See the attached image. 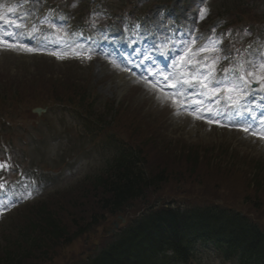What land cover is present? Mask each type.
<instances>
[{
    "label": "rangeland",
    "instance_id": "obj_1",
    "mask_svg": "<svg viewBox=\"0 0 264 264\" xmlns=\"http://www.w3.org/2000/svg\"><path fill=\"white\" fill-rule=\"evenodd\" d=\"M14 1L0 0V21H12L11 32L0 37V88L5 86L9 90V94H12L15 93V90L16 92L23 90L25 86L31 87L33 85L35 87L39 84L40 88L43 89L41 92H44V89L47 91L54 89L55 93L59 95V91L63 92L70 89L68 82L74 83V85L79 84L84 86L87 94L95 99L92 106L93 112L102 113L104 111L103 106H105L106 108L109 107L110 111L107 118L109 115H114L115 111H124L132 116H140L141 119L148 121L149 125L155 129L156 137L162 140L180 141V146L172 153H177L183 144L200 146L218 152L216 158L215 153L210 152L212 154L210 165L201 164L197 175L186 177L183 185V179H180L178 173L172 175L168 185L163 188V194L165 195L158 194V196L162 198L177 197L179 199L177 201L185 199L187 202L195 201L196 203H199L200 200L208 201L205 200L207 198L214 199L217 202L224 201L235 210L242 213L246 212L250 215L248 217L259 222V226L264 230V199L260 198L258 202L260 207L253 206L251 202L248 203V198H246L252 197L251 199L257 201L252 195L254 194L253 191H243L238 186L240 184L226 189V185L221 181L224 176L223 171L218 168L211 171V168L219 160H221L222 165L233 163L232 165H236L234 175L228 180L246 182L245 175L249 174V168L254 166L251 165V160L260 161L261 167L264 169V129L244 131V125L238 120L237 123L231 121L218 123L217 120H209L206 117L194 119L183 112L180 114L178 109L166 99L158 101L157 106L153 102L154 94L147 96L145 90L140 88L142 87L141 84H137L140 90L129 91L127 86L131 83V79L116 72L111 67L116 68V66L109 57L103 60L98 57H76V54L72 55L64 52L53 54L47 51L28 50L27 47L22 48L20 45L23 38L22 30H27L30 36L34 37V41L43 45L75 43V35L71 34L70 36L65 33L62 25H59L58 22L63 21L68 26L72 25L73 22L79 23L80 17L86 16L92 8H95V4L84 3L81 0H26L21 5H15ZM171 1L172 4L175 2L174 0ZM107 2L108 0H104L101 4V0H98V4L106 9L107 5L105 3ZM182 3L185 4L186 9L191 5L192 17L198 23L196 27L200 31H196L193 33L194 35L204 33L201 31L200 23L207 18V21H209L219 16L222 23L229 22L235 28H238V24L245 21L235 22L234 18L238 20L242 18L237 17L236 14L230 16V13L238 8L239 2L237 0H186L185 2L180 1L179 6H182ZM121 4H124V0H109L111 9H116ZM224 6L228 10L223 21L221 9ZM255 6L261 7L262 4L256 3ZM251 10L255 18L264 21L262 12L254 7H251ZM104 12L105 9L101 11V13ZM208 13H210L209 17L207 16ZM17 14L24 18L20 23L16 21ZM100 16L102 14H98L96 19H100ZM94 22H97V20H94ZM212 23L215 24V22ZM241 25L245 26L244 23ZM205 27L208 29L207 25ZM259 31L262 32L260 38L253 39L244 32L231 33L228 38L233 41L231 57L242 77L248 84L256 82L261 87L264 81V23ZM204 36L208 37V34L204 33ZM190 42H192V39L185 43V47ZM199 51L205 53L206 64L212 65L213 60L208 61L214 53L212 41L203 43ZM218 62L219 60L216 64ZM219 64H222V62ZM122 80H126V82ZM22 87L24 88L21 89ZM130 87L131 89L136 88ZM201 104H198V107ZM209 105L217 109L219 103L210 102ZM97 113H95L96 116L100 118L101 116ZM236 115L237 111H235V117ZM13 125L16 129L17 139L15 145L18 149L21 148L30 160L37 162L41 160L44 166L53 169L52 173L56 177L46 184V189L49 187L55 188L54 191L67 189L72 186V176H80L101 167L104 162L102 158L109 156L108 154L96 155L89 146L90 139L88 137L81 138L75 135V132L73 133V121L70 122L65 119L58 122L56 117L49 113L40 117L28 113L16 120ZM23 125L25 128L29 126L27 134L23 133ZM52 133L59 138L62 148L65 149L64 154H69L68 151L73 154L74 160L70 161L69 165L57 161L58 154L54 153L53 155L55 143L48 140ZM67 134L71 135L68 140L65 137ZM22 135L27 136L28 145L23 146L19 140ZM38 148L40 150L36 151ZM225 149L228 152L222 153L221 151H225ZM40 155H44V159H39ZM233 155L234 157H232ZM167 159L171 160V157ZM41 191L43 194L38 199L45 197L44 191ZM195 196L204 197L199 199ZM33 197L35 196H32L31 199ZM156 198V195L149 196L146 198V202L149 203ZM84 205L77 212H68L64 202L60 206L61 212L66 215V218L62 215L64 223L72 232L76 224L84 223L91 213L90 206L87 203H84ZM135 206L138 208L139 204ZM7 215L11 219V224L5 226L7 219L4 222L0 214V241L4 236L9 240L13 239L17 235V226L20 224L21 217L17 216L14 211L7 212ZM22 215L29 218L26 213H22ZM82 218L85 219L80 221ZM114 222H117L116 219L109 218L96 232L84 234L68 246L61 247V245H58L53 250L51 248L48 254L53 259L47 264H76L80 257L84 258L91 255L97 249L95 248L96 244L100 247L107 242L101 238L103 229L111 228ZM199 264L225 263H221L219 259L210 255L202 257Z\"/></svg>",
    "mask_w": 264,
    "mask_h": 264
},
{
    "label": "trees",
    "instance_id": "obj_2",
    "mask_svg": "<svg viewBox=\"0 0 264 264\" xmlns=\"http://www.w3.org/2000/svg\"><path fill=\"white\" fill-rule=\"evenodd\" d=\"M68 84L72 88L70 91L73 88L76 91L73 83ZM40 87L38 85L27 89V93L18 94L13 102L25 108L33 101L32 98L40 97L47 91L44 89L41 92L43 89ZM143 146L147 148V153L138 149L133 154L122 155L104 174L79 187L69 196L71 199L65 201L68 212L79 211L85 206L84 203L90 206L91 213L85 224H76L72 232L64 223L66 215L61 212L60 207L58 211L46 209L47 204L33 207L35 220H29L16 239L4 241L0 245V264H46L51 260L48 254L51 248L53 250L58 245H68L74 238L96 228L105 217L128 212L134 203L146 200L149 194L158 193L160 188L168 184L172 175L178 173L180 179L185 178L186 175L198 172L201 164L209 166L212 161L209 151L200 146L180 147L177 153L172 154L171 160L166 156L169 157L172 152L157 147L153 138L143 141ZM217 153L215 158L218 157ZM252 162L254 166L245 175L246 182L228 180L234 175L236 165H232L233 163L222 165L219 160L211 171L216 168L223 171L224 176L220 178L226 189L240 184L238 186L243 191H253L252 195L257 201L246 197L248 203L260 207L258 202L260 198L264 199V169ZM207 212L212 215L213 220L205 228L215 231L217 227L218 232L224 229L226 234L218 237V234L214 236L206 232L204 234L211 237L199 236L202 228L197 227L195 219L165 210L154 219L149 217L148 224L131 225L119 235L120 238L100 252L81 259L78 264H168L163 261L168 256V250L175 255L174 259L187 262L191 260L188 256L192 243L197 238L214 242L226 261L236 257L238 264H264V232L255 220L247 215H234L231 208L224 207L219 213L210 209ZM151 224L152 227L149 228ZM173 263L175 261L169 264Z\"/></svg>",
    "mask_w": 264,
    "mask_h": 264
},
{
    "label": "snow or ice",
    "instance_id": "obj_3",
    "mask_svg": "<svg viewBox=\"0 0 264 264\" xmlns=\"http://www.w3.org/2000/svg\"><path fill=\"white\" fill-rule=\"evenodd\" d=\"M243 130H244V131H247L248 129H247V128H244Z\"/></svg>",
    "mask_w": 264,
    "mask_h": 264
},
{
    "label": "bare ground",
    "instance_id": "obj_4",
    "mask_svg": "<svg viewBox=\"0 0 264 264\" xmlns=\"http://www.w3.org/2000/svg\"><path fill=\"white\" fill-rule=\"evenodd\" d=\"M117 71H118V70H117ZM122 81L126 82V80H122Z\"/></svg>",
    "mask_w": 264,
    "mask_h": 264
}]
</instances>
